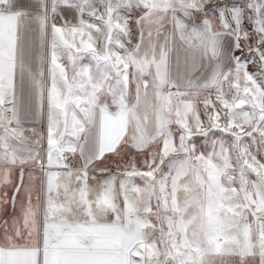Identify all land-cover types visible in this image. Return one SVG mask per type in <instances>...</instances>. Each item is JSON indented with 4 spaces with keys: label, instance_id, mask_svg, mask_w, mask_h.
I'll return each mask as SVG.
<instances>
[{
    "label": "snow or ice",
    "instance_id": "snow-or-ice-1",
    "mask_svg": "<svg viewBox=\"0 0 264 264\" xmlns=\"http://www.w3.org/2000/svg\"><path fill=\"white\" fill-rule=\"evenodd\" d=\"M0 264H264V0H0Z\"/></svg>",
    "mask_w": 264,
    "mask_h": 264
}]
</instances>
